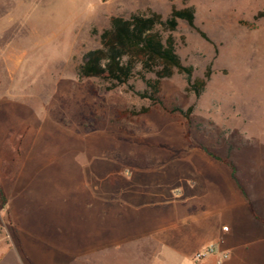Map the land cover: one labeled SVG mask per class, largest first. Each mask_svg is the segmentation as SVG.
<instances>
[{
    "label": "rangeland",
    "instance_id": "1",
    "mask_svg": "<svg viewBox=\"0 0 264 264\" xmlns=\"http://www.w3.org/2000/svg\"><path fill=\"white\" fill-rule=\"evenodd\" d=\"M173 5L193 6L195 24L209 39L185 21L172 33L183 64L194 67L192 80L211 67L200 97L187 91L189 78L178 73L163 80L155 103L137 94L146 89L138 75L114 89L101 79L80 78L84 56L100 46L113 16L152 9L165 20ZM159 30L166 40L169 33ZM191 106L189 120L175 111ZM145 107L147 114L123 115ZM204 148L236 165L239 185L231 168ZM21 174L27 177L15 205L30 232L29 252L42 262L53 260L41 253L45 243L60 239L55 207L65 196L86 200L92 184L111 208L140 211L144 220L156 217L159 238L176 221L198 216L217 222L209 212L218 205L222 218L235 210L251 233L264 237V0H0V181L13 186ZM242 190L263 222L250 214ZM2 206L0 233L11 246ZM75 206L72 215L85 235L123 237L121 227ZM225 225L222 220L221 232ZM203 233L200 245L213 241L214 231ZM231 234L217 237L222 249ZM146 247L151 253L164 248L159 242ZM253 247L251 256L261 254ZM259 248L264 252V244ZM4 249L0 264H17ZM108 264L120 263L112 258ZM240 264H264V256Z\"/></svg>",
    "mask_w": 264,
    "mask_h": 264
},
{
    "label": "crops",
    "instance_id": "2",
    "mask_svg": "<svg viewBox=\"0 0 264 264\" xmlns=\"http://www.w3.org/2000/svg\"><path fill=\"white\" fill-rule=\"evenodd\" d=\"M26 177L22 174L18 176V182L13 186L6 185L0 181V203L3 205L1 211L7 214V218L11 224V238L13 237L14 239L11 246L7 245L3 242L4 238L0 233V248H5L4 255L6 253H9L10 256L16 255L17 264H108L112 258L120 264H142L144 261L149 262L148 264H151L152 261L172 264L179 259H194L198 251L215 244L220 251L229 252V259L224 264H227L229 261H231V264H240V262L252 259L257 260L261 256H264L262 254L264 252H261L262 248H259L261 244H264V237H258L260 235L259 231L256 234L255 232L251 233L248 225H246L247 223L239 219L235 210L230 211L222 218L220 206H214L211 210L212 212L209 213L218 215L219 220L217 222L213 219L212 221H207L206 217L202 218L198 216L192 218L193 220L176 221L172 223V226L166 232V236L159 238L156 217H149L144 220L140 211L127 214L124 208H111L105 197L95 195V185L92 184L91 195L86 200H81L77 196H69V201H67L65 196L64 204L55 207L56 216L58 215L56 218V231L59 232L60 239H55L54 243L49 241L45 243L41 253H43V256L51 254L53 260L42 262L41 259L38 260L29 252L26 238L30 237V232H28L25 223L19 215L20 210L15 205V192L18 191L19 187H22L20 183ZM23 189L25 190V188ZM24 193H20L22 199L25 196ZM23 204V212H27L28 207L24 200ZM77 204L84 206L87 213H96L103 221L112 222L118 228L121 227L123 237L114 240L108 237L109 234L105 231L99 232L101 236H99L98 240L90 233H87L88 236L85 235L83 224L77 221V217H75L76 221L74 219V215L78 211L75 210L78 208V206H75ZM177 205L178 203L173 202V210L176 212H178V209H176ZM248 209L255 219L263 222L256 213L255 215L260 219L251 213L249 204ZM222 220L229 224L225 225L229 227V231L232 230L229 238L230 245L227 250L221 247L222 237L220 239L217 238L221 233L226 234L223 230L222 232L220 230ZM207 228L208 230L211 229L212 234L214 231V234L211 235L213 237L210 236L211 239L213 238V241L208 240V243L200 245V242L197 240H199V236L204 234L203 232ZM128 230L130 231L129 233H127ZM241 234L249 236L244 237ZM158 242L164 246L163 250L160 253L149 252L148 250L151 248H147L146 246H157ZM253 245L255 246L253 248L261 254H253L251 256L249 249ZM165 249L167 253H165ZM126 251H129V254ZM252 253H255V251H252ZM218 258L219 255L210 256L202 264H216Z\"/></svg>",
    "mask_w": 264,
    "mask_h": 264
},
{
    "label": "trees",
    "instance_id": "3",
    "mask_svg": "<svg viewBox=\"0 0 264 264\" xmlns=\"http://www.w3.org/2000/svg\"><path fill=\"white\" fill-rule=\"evenodd\" d=\"M195 20L196 10L193 6L179 9L175 5L172 6L171 13L165 20L160 13L152 9L133 13L129 17L113 16L110 27L103 30L100 35V46L84 56L79 67V76L82 79H101L110 84L109 89H114L127 85L138 75L146 85V89L137 94L155 103L160 101L163 80L173 77L176 73L184 74L189 78L187 91L200 97L211 78V67L207 68L204 77H196L192 80L194 67L183 64L176 51V39L172 35L177 31L179 21H185L203 39L209 40L206 33L196 26ZM159 28L169 33L166 40ZM175 111L183 113L189 120L194 106L189 107L185 112L179 109ZM149 112L150 108L145 107L139 111L124 112L123 115L137 116ZM204 151L213 159L227 164L231 168L233 180L239 185L238 170L232 161L218 157L207 148H204ZM242 193L248 200L251 213L257 217L248 195L244 190Z\"/></svg>",
    "mask_w": 264,
    "mask_h": 264
},
{
    "label": "built area",
    "instance_id": "4",
    "mask_svg": "<svg viewBox=\"0 0 264 264\" xmlns=\"http://www.w3.org/2000/svg\"><path fill=\"white\" fill-rule=\"evenodd\" d=\"M222 230L224 233H227V232H229V227L224 226L222 228ZM213 255H219V258H218L216 264H224V262H226L230 256L229 252L220 251L215 245H209L206 248H204L203 250L198 251L194 256V260L197 263H202L207 258H209L210 256H213Z\"/></svg>",
    "mask_w": 264,
    "mask_h": 264
}]
</instances>
